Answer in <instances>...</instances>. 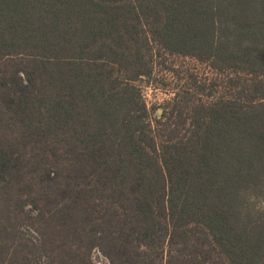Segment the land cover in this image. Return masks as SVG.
Segmentation results:
<instances>
[{"label": "trees", "instance_id": "obj_1", "mask_svg": "<svg viewBox=\"0 0 264 264\" xmlns=\"http://www.w3.org/2000/svg\"><path fill=\"white\" fill-rule=\"evenodd\" d=\"M160 53L228 90L152 115ZM261 204L264 0H0V264H264Z\"/></svg>", "mask_w": 264, "mask_h": 264}, {"label": "rangeland", "instance_id": "obj_2", "mask_svg": "<svg viewBox=\"0 0 264 264\" xmlns=\"http://www.w3.org/2000/svg\"><path fill=\"white\" fill-rule=\"evenodd\" d=\"M151 62L150 76L134 84L152 115L169 108L176 97V102L184 104L187 101L191 105L198 99L211 101L212 97H219L228 90L229 76L219 75L193 58L160 53ZM213 85L216 86L215 93ZM259 207L264 209V204Z\"/></svg>", "mask_w": 264, "mask_h": 264}]
</instances>
